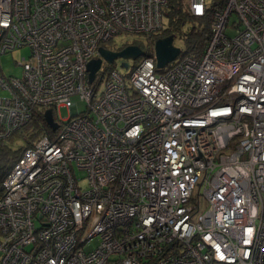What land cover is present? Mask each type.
<instances>
[{
	"label": "built area",
	"instance_id": "2783aa9c",
	"mask_svg": "<svg viewBox=\"0 0 264 264\" xmlns=\"http://www.w3.org/2000/svg\"><path fill=\"white\" fill-rule=\"evenodd\" d=\"M169 1L0 0V54L30 50L0 72V139L36 107L58 124L1 182L0 264H264V0H185L212 8L200 55L102 58L88 81L100 45L152 38Z\"/></svg>",
	"mask_w": 264,
	"mask_h": 264
},
{
	"label": "trees",
	"instance_id": "16d2710c",
	"mask_svg": "<svg viewBox=\"0 0 264 264\" xmlns=\"http://www.w3.org/2000/svg\"><path fill=\"white\" fill-rule=\"evenodd\" d=\"M164 15L168 17L166 27L155 32L152 38H148L147 45L143 47L137 40L129 43L138 44L144 49L145 54H149L153 51L152 44L155 39L173 34V37L178 35L183 43V48L180 50L181 55H200L210 35L212 8L207 7L203 15H192L181 0H170L164 9ZM50 132L51 129L44 120L43 108L36 107L33 109L31 118L20 129L7 138L0 139V195L2 193L1 182L23 149L32 145L38 137ZM15 139L21 144H16Z\"/></svg>",
	"mask_w": 264,
	"mask_h": 264
},
{
	"label": "water",
	"instance_id": "95a60500",
	"mask_svg": "<svg viewBox=\"0 0 264 264\" xmlns=\"http://www.w3.org/2000/svg\"><path fill=\"white\" fill-rule=\"evenodd\" d=\"M173 34L159 37L153 42V52L157 69L163 68L166 64L173 61L179 54L180 48L173 43ZM145 53L144 49L135 43H128L119 49H109L103 45L98 47L99 56L87 61L88 81L91 82L99 69L102 58L107 62H113L120 58V66L127 68L128 59L135 60ZM44 120L51 129H56L58 124L54 120L53 111L47 108L43 112Z\"/></svg>",
	"mask_w": 264,
	"mask_h": 264
},
{
	"label": "rangeland",
	"instance_id": "374dc122",
	"mask_svg": "<svg viewBox=\"0 0 264 264\" xmlns=\"http://www.w3.org/2000/svg\"><path fill=\"white\" fill-rule=\"evenodd\" d=\"M182 3L185 5V0H181ZM233 19V17H230L229 21L231 22ZM168 22V17L166 15H163V27H166ZM161 31V30H160ZM133 40H137L143 47L145 45H147V43L149 42L148 38L142 36V35H138V34H130V33H125V32H120L117 33L115 35H113V37H111L108 41L105 42V44L110 47V48H114V49H118L121 46H123L126 43H129ZM173 43L174 45L178 46L180 48V50H182L183 48V43L182 41L179 39L178 35H176L173 38ZM151 44L149 43V46ZM152 49H153V44H152ZM30 53V50L27 46H23V47H19L10 51H7L5 53L0 54V72L1 74L5 77L8 78L9 76H15V77H20L22 75V66L20 64V62L22 61L23 58H27L28 55ZM120 58H116L113 61V64L115 67H117V69L123 73V74H127L130 72V70L133 68L136 60H131L128 59V67L124 68L122 66H120ZM103 86V81L100 83L99 85V90L102 88ZM78 105V110L82 111L85 108V103L82 101L77 102ZM59 113L60 116L62 117H67L70 114V111L64 107L59 109ZM14 142L18 145L21 144V142L19 140H14ZM76 175L80 178V183L84 184V172L82 170H77L76 171Z\"/></svg>",
	"mask_w": 264,
	"mask_h": 264
},
{
	"label": "flooded vegetation",
	"instance_id": "af4514ba",
	"mask_svg": "<svg viewBox=\"0 0 264 264\" xmlns=\"http://www.w3.org/2000/svg\"><path fill=\"white\" fill-rule=\"evenodd\" d=\"M105 47H108L107 45H105ZM109 48V47H108Z\"/></svg>",
	"mask_w": 264,
	"mask_h": 264
}]
</instances>
